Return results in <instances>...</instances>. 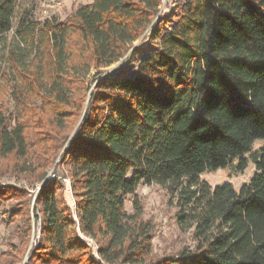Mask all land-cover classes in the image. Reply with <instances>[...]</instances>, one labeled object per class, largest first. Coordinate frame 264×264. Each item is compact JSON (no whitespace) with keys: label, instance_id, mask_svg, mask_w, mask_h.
<instances>
[{"label":"trees","instance_id":"1","mask_svg":"<svg viewBox=\"0 0 264 264\" xmlns=\"http://www.w3.org/2000/svg\"><path fill=\"white\" fill-rule=\"evenodd\" d=\"M161 3L93 0L64 21L19 20L18 44L33 56H10L0 163L11 158L12 173L41 185L34 199L0 185L18 241L0 264L22 261L37 224L25 264H264V146L238 191L200 178L236 159L242 172L264 139V0H183L166 27ZM15 10L16 0H0V46ZM145 38L131 78L102 76ZM50 169L57 178L46 179ZM140 184L175 199L192 246L153 256L138 203L125 210Z\"/></svg>","mask_w":264,"mask_h":264},{"label":"rangeland","instance_id":"2","mask_svg":"<svg viewBox=\"0 0 264 264\" xmlns=\"http://www.w3.org/2000/svg\"><path fill=\"white\" fill-rule=\"evenodd\" d=\"M93 0H16V10L13 18L12 29L5 34L1 39L0 46V103L13 110L12 100L10 99L9 88L12 86L14 72L11 68V57L15 56L21 61L29 60L32 53L30 50L18 44V39L15 36V29L19 20L22 17L30 16L33 21L43 23L48 20L56 19L64 21L75 9L81 5L92 3ZM183 2V0H162L159 8L158 21L166 24L162 26H169L170 20L174 21L172 14L174 5ZM169 28V27H167ZM149 45L147 39L138 40L135 42L127 54V58L121 60L117 64L102 70V76H108L112 80H122L131 78L136 70V61L143 57ZM30 54V55H29ZM94 74L93 71L87 76V79ZM264 146V139L256 141L251 152L244 155L246 161V168L242 172H238L236 167L238 160H234L230 165L224 169H219L216 172L204 173L201 179L208 183L212 188L221 184H231L233 188L238 191L239 188L247 184L253 174L255 167L251 159V154L260 150ZM11 158L0 163V185L21 188L27 191L31 198L39 190L40 183L32 184L30 181L20 176L18 173L11 172ZM52 173L50 169L46 175V179H51L49 176ZM57 178V177H56ZM53 180V179H52ZM68 179H63L65 184L64 199L67 204L73 208V201L70 194L69 184L66 183ZM137 202L141 211V219L148 222L152 229V251L154 257H161L163 255H173L185 247L192 246L191 233L182 232L177 225V206L175 199L171 198L166 189L158 185L140 184L133 196H129L125 202V210L127 213H133V203ZM9 205L0 206V252L7 251L8 247L13 244L17 245L15 231L16 225L7 222V211ZM39 239L38 224L32 232L30 243L27 250L22 257V261L18 264H25L27 254L33 248ZM87 244L96 251L94 243H89L83 238Z\"/></svg>","mask_w":264,"mask_h":264},{"label":"built area","instance_id":"3","mask_svg":"<svg viewBox=\"0 0 264 264\" xmlns=\"http://www.w3.org/2000/svg\"><path fill=\"white\" fill-rule=\"evenodd\" d=\"M49 176L51 177V179L49 178V180H52V179H55V178H56V176H55L54 174H50ZM65 182L69 184V181H68V180L65 181ZM86 240H87L89 243L92 244V241H91V240H89V239H86Z\"/></svg>","mask_w":264,"mask_h":264}]
</instances>
